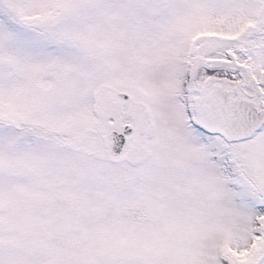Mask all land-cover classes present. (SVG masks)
Returning a JSON list of instances; mask_svg holds the SVG:
<instances>
[{"label":"snow or ice","instance_id":"obj_1","mask_svg":"<svg viewBox=\"0 0 264 264\" xmlns=\"http://www.w3.org/2000/svg\"><path fill=\"white\" fill-rule=\"evenodd\" d=\"M0 264H264V0H0Z\"/></svg>","mask_w":264,"mask_h":264}]
</instances>
